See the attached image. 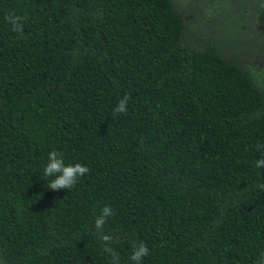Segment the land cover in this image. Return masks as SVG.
<instances>
[{
    "label": "trees",
    "instance_id": "1",
    "mask_svg": "<svg viewBox=\"0 0 264 264\" xmlns=\"http://www.w3.org/2000/svg\"><path fill=\"white\" fill-rule=\"evenodd\" d=\"M258 145L264 0H0V264H111L105 204L120 264L133 241L143 264H256ZM54 149L90 169L72 189L42 179Z\"/></svg>",
    "mask_w": 264,
    "mask_h": 264
},
{
    "label": "clouds",
    "instance_id": "2",
    "mask_svg": "<svg viewBox=\"0 0 264 264\" xmlns=\"http://www.w3.org/2000/svg\"><path fill=\"white\" fill-rule=\"evenodd\" d=\"M22 17L14 13L5 15V20L12 25V28L17 33L23 32ZM129 95L125 94L116 106L113 112L116 114L126 113L129 102ZM258 148L264 149V145H258ZM255 167L264 168V153L261 158L255 161ZM90 169L79 162L66 163L64 155L58 150H52L48 153L47 163L43 169L42 179L47 181V187L53 191L61 189H72L78 179L88 173ZM259 187L264 190V183ZM115 212L111 205L105 204L99 210V214L94 218L92 227L93 237L103 245V252L111 257V264H120L118 252L112 246L117 243L119 238L105 231V225L108 219L114 216ZM149 247L143 241L132 243V251L129 257L131 264H143L144 257L149 255ZM256 264H264V252H262Z\"/></svg>",
    "mask_w": 264,
    "mask_h": 264
}]
</instances>
